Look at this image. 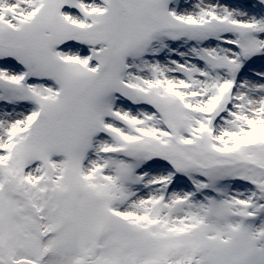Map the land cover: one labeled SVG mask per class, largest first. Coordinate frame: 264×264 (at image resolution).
<instances>
[{
  "label": "snow or ice",
  "instance_id": "snow-or-ice-1",
  "mask_svg": "<svg viewBox=\"0 0 264 264\" xmlns=\"http://www.w3.org/2000/svg\"><path fill=\"white\" fill-rule=\"evenodd\" d=\"M0 264H264V0H0Z\"/></svg>",
  "mask_w": 264,
  "mask_h": 264
}]
</instances>
